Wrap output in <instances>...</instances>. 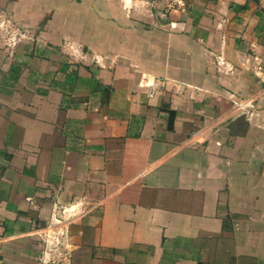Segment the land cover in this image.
<instances>
[{
    "label": "crops",
    "instance_id": "obj_1",
    "mask_svg": "<svg viewBox=\"0 0 264 264\" xmlns=\"http://www.w3.org/2000/svg\"><path fill=\"white\" fill-rule=\"evenodd\" d=\"M2 12L35 34L0 32L2 264H264V0Z\"/></svg>",
    "mask_w": 264,
    "mask_h": 264
},
{
    "label": "built area",
    "instance_id": "obj_2",
    "mask_svg": "<svg viewBox=\"0 0 264 264\" xmlns=\"http://www.w3.org/2000/svg\"><path fill=\"white\" fill-rule=\"evenodd\" d=\"M187 0H166L167 6L170 10H186ZM0 32L2 33L5 46L9 49H13L20 42L24 40H33L35 34L33 30L21 22L15 20L8 13H0ZM63 49L68 51L71 55H76V53L82 50V47L73 39H65L63 43ZM220 63H225L223 57L219 59ZM147 85L153 86L154 82H146ZM153 94V91L150 92ZM237 105L247 113L246 107H253L254 103L252 100L247 99L242 102L237 103ZM61 218L56 219V222H61ZM47 234L48 240H46V247L44 250V261L51 262L54 261L52 253L58 250L61 246L65 245L64 240L68 236V228L64 227L62 230L56 231L50 226V231ZM0 264L2 260L0 258Z\"/></svg>",
    "mask_w": 264,
    "mask_h": 264
},
{
    "label": "bare ground",
    "instance_id": "obj_3",
    "mask_svg": "<svg viewBox=\"0 0 264 264\" xmlns=\"http://www.w3.org/2000/svg\"><path fill=\"white\" fill-rule=\"evenodd\" d=\"M68 212V211H67Z\"/></svg>",
    "mask_w": 264,
    "mask_h": 264
}]
</instances>
